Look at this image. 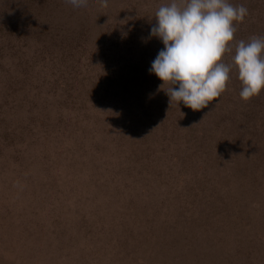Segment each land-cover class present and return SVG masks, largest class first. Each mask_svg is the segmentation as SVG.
Wrapping results in <instances>:
<instances>
[{
    "label": "rangeland",
    "instance_id": "1",
    "mask_svg": "<svg viewBox=\"0 0 264 264\" xmlns=\"http://www.w3.org/2000/svg\"><path fill=\"white\" fill-rule=\"evenodd\" d=\"M170 0H0V264H264V90L169 102ZM244 4L234 45L264 37Z\"/></svg>",
    "mask_w": 264,
    "mask_h": 264
},
{
    "label": "clouds",
    "instance_id": "2",
    "mask_svg": "<svg viewBox=\"0 0 264 264\" xmlns=\"http://www.w3.org/2000/svg\"><path fill=\"white\" fill-rule=\"evenodd\" d=\"M107 7L108 0H99ZM75 13L88 11L89 0H66ZM248 15L244 4L229 0H170L155 12L149 38L163 47L153 59L149 72L168 84L169 102H180L198 111L217 100L225 91L230 74L240 81L241 100L248 101L264 90V37L239 40L230 62L223 55L233 53L234 22Z\"/></svg>",
    "mask_w": 264,
    "mask_h": 264
}]
</instances>
